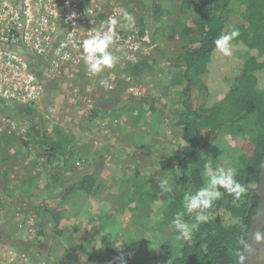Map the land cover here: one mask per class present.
Returning <instances> with one entry per match:
<instances>
[{
	"label": "rangeland",
	"instance_id": "1",
	"mask_svg": "<svg viewBox=\"0 0 264 264\" xmlns=\"http://www.w3.org/2000/svg\"><path fill=\"white\" fill-rule=\"evenodd\" d=\"M122 1L126 13H132L135 19L144 17L148 22L141 53L115 50L112 55L116 62L110 72L100 76H87L81 72L76 78L65 77L46 88L40 107L35 108L40 110L42 123L51 139L61 143V153L68 154L73 145L80 163L87 166L88 171L96 172V186L90 194L78 191L63 200L69 174L61 168L62 156L57 150L46 156L31 143L33 124L39 126L42 123L36 118L21 119L15 112L0 111V117H10L16 124L13 139L8 142L10 145L4 141L3 147L7 151L0 163L3 224L0 228V264H70L68 242H46L43 235H37L39 224H42L37 212L44 202L41 197L31 195L33 186L37 190L45 189L47 194L55 191L57 196L53 204L64 212V224L75 235L80 247L97 256L99 264H165L160 246L175 229L164 218L162 201L150 198L148 207L142 205L139 208L137 202H130L129 195L136 196L133 186L137 171L154 177L161 185L170 179L164 187H172L179 175L177 160L172 159L171 166L166 164L171 157L179 155L182 132L175 124L180 107L176 102L182 99V87L174 85V80H179L173 72L177 62L168 59L172 60L182 49L189 47L194 35L182 36L180 30L175 39H167L171 25L180 18L181 12L174 7L170 9V16L155 22L151 12L146 10L150 0ZM190 19L187 16L186 25L191 27ZM142 56L156 60L154 71L133 78L130 69ZM224 62H218L213 70L218 78L227 74ZM101 79L108 80L112 87L103 88ZM140 98L150 101L138 103ZM151 100L156 101L153 110L149 106ZM205 100L204 92L194 87L193 103L201 105ZM95 109L98 115L92 119ZM1 127L3 138L6 134ZM240 133L247 139L255 134L248 125ZM221 140L232 142L227 136ZM233 151L227 149L212 158L210 170L231 166ZM213 154V151L208 152L209 156ZM30 186L32 189L28 188ZM16 212L21 215L14 219ZM14 241L32 243L30 249L33 251L25 252L20 246L10 245ZM51 246L56 247L54 252L50 250ZM10 252L14 260H11Z\"/></svg>",
	"mask_w": 264,
	"mask_h": 264
},
{
	"label": "trees",
	"instance_id": "2",
	"mask_svg": "<svg viewBox=\"0 0 264 264\" xmlns=\"http://www.w3.org/2000/svg\"><path fill=\"white\" fill-rule=\"evenodd\" d=\"M172 7L181 13L171 25L167 39H175L180 30L182 36L194 35L189 47L182 49L172 60L168 59L177 62L173 72L180 81L174 80V85L182 87V99L176 102L180 107L175 115V124L182 128V132L179 155L171 157L166 164L171 166L172 159L177 160L179 175L172 187H164L154 177L137 171L133 186L136 196L131 197L130 194L129 200L137 202L136 207L139 208L142 205L148 207L147 200L150 198L161 200L162 213L171 226L176 213L180 214L181 222L197 224L196 212L189 213L184 206V196L195 194L205 185V171L210 169L212 158L233 149L231 166L238 169L237 179L246 186L242 200L234 203L232 197L225 193L207 210L209 220L200 225L191 242L176 241L174 231L160 249L165 264H241L240 256H245L247 249L239 242L243 239L248 243L251 219L260 205L257 191L264 158V0H150L146 10L151 12L153 21L159 22L171 15ZM187 16L191 18V27L186 25ZM134 20L138 38L142 40L147 34L148 22L144 17ZM233 30H238L239 35L230 42L232 55L224 56L216 48L215 41ZM223 60L227 64V74L218 78L213 70ZM155 63L152 57L142 56L131 67L130 74L133 78L148 75L154 71ZM53 83L56 82H50L47 88ZM194 87H199L206 96L201 105L193 103ZM148 101L147 98H140L138 103ZM151 102L149 106L153 110L156 101ZM96 109L92 119L98 115ZM0 111L15 112L17 118L30 117L43 122L40 110L32 107L21 108L11 102L0 101ZM247 125L255 133L250 139L240 133ZM32 132L31 143L44 151L46 156H51L49 153L56 150L62 156L61 168L69 174L63 200L78 191L90 194L96 186V172L88 171L87 166L80 163L73 145L68 154H62L61 143L51 139L43 123L39 126L33 124ZM6 136H0V163L7 151L3 147L4 141L9 146L8 142L13 139ZM223 136L230 137L232 142H223ZM238 139L241 140L236 141ZM209 151L214 154L209 156ZM163 175L166 176V173L163 172ZM28 188L32 189V186ZM33 189L31 195L41 197L44 202L37 212L38 218L42 219L37 235H43L46 242H68L71 247L68 251L71 253L68 258L70 264H99L97 256L80 247L75 235L64 224V212L53 204L57 196L55 191L47 194L45 189L37 190L34 186ZM219 191L223 192V189ZM31 244L14 241L10 245L31 252ZM55 249L50 247L52 252Z\"/></svg>",
	"mask_w": 264,
	"mask_h": 264
},
{
	"label": "built area",
	"instance_id": "3",
	"mask_svg": "<svg viewBox=\"0 0 264 264\" xmlns=\"http://www.w3.org/2000/svg\"><path fill=\"white\" fill-rule=\"evenodd\" d=\"M122 0H0V101L21 108L40 107L47 84L75 77L100 76L87 70L82 43L97 31H107L114 18V44L109 51L139 55L135 20L124 19ZM76 78V77H75ZM7 136L16 131L15 121L0 117ZM1 127V128H2ZM1 129V132L4 130ZM0 209V225L2 214ZM21 213L16 212L14 219ZM11 260L15 258L9 253ZM3 264V263H1Z\"/></svg>",
	"mask_w": 264,
	"mask_h": 264
},
{
	"label": "clouds",
	"instance_id": "4",
	"mask_svg": "<svg viewBox=\"0 0 264 264\" xmlns=\"http://www.w3.org/2000/svg\"><path fill=\"white\" fill-rule=\"evenodd\" d=\"M124 19L129 25L134 23V17L131 13H125ZM118 21L114 18H109L106 22L107 31H97L95 35L85 39L82 43L83 59L87 67V70L93 74H99L106 68L111 69L115 65V58L109 51L110 47L114 44V26ZM239 35L238 30H233L230 33L222 34L216 41V48L224 55L231 56L230 42ZM100 85L107 89H110L112 85L108 80L101 79ZM210 169L206 168L205 175L208 179L203 187L195 192V194H185L184 206L188 209L189 213L196 212L197 224L182 223L179 213H176L175 218L172 221V226L175 229V240L178 242L189 243L193 240L194 234L199 230L202 223H206L209 220L207 210L211 209L214 203L222 198L227 193L233 199L234 203L240 202L246 193V186L242 184L237 176L239 171L236 167L229 166L219 167L214 171H211V175H208ZM168 181H163L162 186L167 185ZM223 189V192L219 191ZM255 240L264 245V232H257L255 234ZM245 249H250L251 245L246 243L243 239L239 242ZM245 256H240V262L243 264Z\"/></svg>",
	"mask_w": 264,
	"mask_h": 264
},
{
	"label": "water",
	"instance_id": "5",
	"mask_svg": "<svg viewBox=\"0 0 264 264\" xmlns=\"http://www.w3.org/2000/svg\"><path fill=\"white\" fill-rule=\"evenodd\" d=\"M257 194L260 198L259 209L264 213V158L262 161V167L260 170V185L257 191ZM260 231V227H259ZM254 236V228L250 229V233L248 236V243L251 245L250 249L246 250L245 260L243 264H264V245L260 247L257 246L253 241Z\"/></svg>",
	"mask_w": 264,
	"mask_h": 264
},
{
	"label": "flooded vegetation",
	"instance_id": "6",
	"mask_svg": "<svg viewBox=\"0 0 264 264\" xmlns=\"http://www.w3.org/2000/svg\"><path fill=\"white\" fill-rule=\"evenodd\" d=\"M252 227L254 228L253 241L254 243L257 244L258 247H260L261 243L255 240V234L257 232H264V213L261 212L259 208L257 213L251 219V229ZM259 227H260V231H259Z\"/></svg>",
	"mask_w": 264,
	"mask_h": 264
}]
</instances>
